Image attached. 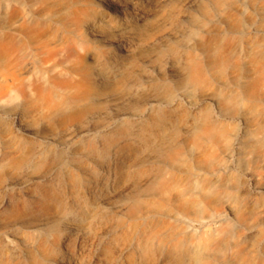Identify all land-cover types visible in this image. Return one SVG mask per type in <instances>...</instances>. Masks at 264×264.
<instances>
[{"label": "rangeland", "instance_id": "rangeland-1", "mask_svg": "<svg viewBox=\"0 0 264 264\" xmlns=\"http://www.w3.org/2000/svg\"><path fill=\"white\" fill-rule=\"evenodd\" d=\"M143 239L264 264V0H0V264Z\"/></svg>", "mask_w": 264, "mask_h": 264}, {"label": "bare ground", "instance_id": "bare-ground-1", "mask_svg": "<svg viewBox=\"0 0 264 264\" xmlns=\"http://www.w3.org/2000/svg\"><path fill=\"white\" fill-rule=\"evenodd\" d=\"M75 187H77V186H75ZM49 192L51 193L50 189H49ZM72 197H73V201L71 203L67 204V206L63 207L64 216L65 215L69 216V215L75 213V214H77V216H80L81 218H83V217L88 216L91 212H93L94 209H92V205H94V204L92 202L89 203L88 201L85 202L82 199L81 192L79 191L78 188L74 189V191L72 193ZM70 229H71V231L69 233L62 235L61 237H59V239H56L53 244L55 245L57 243H60V244L65 245V247H67V245L72 240H74L76 238L84 240V238L86 236L85 232L83 231L84 229L77 226V224H72L70 226ZM76 240H78V239H76ZM40 247H42L43 250H45V249L47 250L48 249L47 241L46 240L42 241L40 243ZM53 250H55V249H53ZM53 250H52V252H53ZM150 251H151L150 243L147 240L143 239V240H139V242H137L136 244L134 243V244H131L129 246H125L124 249H121L120 254H122L125 257V259H126L125 261H127L126 264H151L150 263L151 260L149 259L150 258ZM172 255H173V252H172L171 248L166 249L164 254H163V257H162V264H169L170 261L172 260V257H173ZM115 260H116V258L114 259V258L109 256L108 259H106L104 262L106 264H114ZM65 261H66V257L64 254L58 255L57 257L55 256V259H54L55 263L64 264ZM54 262L51 264H54ZM19 264H22V263H19ZM35 264H42V263L40 261H36Z\"/></svg>", "mask_w": 264, "mask_h": 264}]
</instances>
